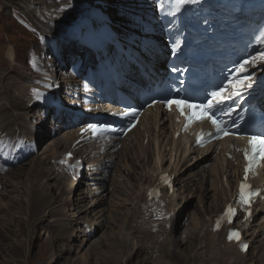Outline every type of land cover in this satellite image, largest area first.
Here are the masks:
<instances>
[{
  "label": "bare ground",
  "instance_id": "bare-ground-1",
  "mask_svg": "<svg viewBox=\"0 0 264 264\" xmlns=\"http://www.w3.org/2000/svg\"><path fill=\"white\" fill-rule=\"evenodd\" d=\"M102 1L58 0L57 9L51 15L44 13L46 0H25V11L32 13V22L42 27L34 26L38 33L44 31L47 36L51 34L58 40L68 39L70 35L76 37V32L87 28L90 20H94L92 13L95 9L100 14L96 18L99 23L97 30L108 28L110 35L103 42L106 45L105 52L86 50L79 45V40L70 47L59 44V69L47 71L51 65L47 60H34V66L20 64L9 53L8 65L0 70V147L8 150L0 156V170L7 167L6 172L0 174V186L20 188L22 195L17 209L25 212L20 219H13V228H17L19 233L13 230L16 238L13 239L12 249L0 247V264H23L19 256L23 254L26 240L22 243L20 236L35 232L39 227L52 234L55 228L61 227L66 234L67 228L73 224L84 226L75 230L80 231V234H70L65 244L56 243L63 237L51 239L52 246L50 244L49 247L41 242L37 263L25 257L24 264H44L48 258L52 264H58L64 253L78 255L81 247L91 238L90 230L101 228L105 223L101 206L106 198L109 196V204L118 199L116 191L105 190L102 185L115 158H118V168L115 165L113 173L119 178L124 172L128 183L137 187L134 199L130 197L134 201L128 226L125 227L131 250L128 249L129 254L127 252L128 256H124L121 264H263L264 162L250 170L246 177L243 145L240 142L228 149L227 143L200 145L192 132H181L182 125L174 116L156 107L144 112L136 127L124 137L96 133L90 127L97 124V119H117L120 115V108L111 105L115 101V97L110 95L112 85L134 94L138 86L146 87L152 80L165 76L168 57L167 50L164 51L166 44L161 38V25L156 19L153 0ZM112 9L114 13L121 12V16L114 18ZM49 28L52 31H48ZM140 33L145 35L144 39H140ZM42 45L38 43V48L29 49L32 59L42 50ZM127 57L138 68L133 67ZM108 59L112 60L118 75L105 68L103 62ZM68 60H71L72 69L61 68L68 65ZM263 66L264 63L258 60L253 71L258 74ZM59 88L65 93L60 103L69 109L58 114L52 111L44 114L43 107L33 100L34 93L37 90L53 92ZM78 113L80 116H77ZM47 114L50 116L45 120ZM63 116L67 120L63 121ZM44 122L48 124L44 125ZM75 123L83 124L67 129ZM44 127L48 132L42 130ZM22 131L27 134L21 136ZM38 132L43 133L42 139L54 133V139L46 143L40 159L41 167L37 173L45 172L47 175H43L45 177L40 179V183L38 181L37 186L43 189L39 191L34 184L37 181H30L32 184L23 187L18 186L22 180L13 183L7 180L11 175H15L17 180L20 178L19 173L10 171L17 161L16 157L13 158L12 149L17 146L13 143V135L21 140L26 139L36 148L33 137L27 135ZM74 142L77 143L72 148ZM48 148L53 150L45 153ZM81 168L84 169L86 187L76 193L79 185L76 176ZM21 169L20 165L16 167L17 172H21ZM49 179L62 185L47 183ZM207 182L208 186L205 184ZM242 184L250 186L246 188L255 191L256 198L250 201L246 210L237 209L231 223L227 220L220 222L225 209L233 204L234 193ZM53 188L56 189V196L51 193ZM156 190L158 196L148 205L147 196ZM184 191L187 193L183 195ZM194 197L198 207L195 217L198 220L202 217L196 238L187 240L185 231L176 237L171 231L167 234L166 226L173 225L180 206L179 200L188 201ZM65 205L73 206H69V209H74V212L66 215V218H55ZM211 226L218 229L213 230ZM231 231L240 233L239 241L228 240ZM71 240L75 244L68 246L66 243ZM100 241L101 236L90 240L85 250L89 257V250L101 244ZM242 244L247 245L246 250H242ZM188 249L193 254L186 259ZM7 252H11L12 259Z\"/></svg>",
  "mask_w": 264,
  "mask_h": 264
},
{
  "label": "rangeland",
  "instance_id": "rangeland-1",
  "mask_svg": "<svg viewBox=\"0 0 264 264\" xmlns=\"http://www.w3.org/2000/svg\"><path fill=\"white\" fill-rule=\"evenodd\" d=\"M46 1H47V3H46V6L44 7V13L45 14H50L51 12L53 13V11L55 9H57V3H59L58 0H46ZM106 1L107 0H104L102 2H106ZM26 8L27 7L25 6V0L24 1L23 0H12V1L11 0H0V70H3V68L6 65H8V63H9L8 62L9 61L8 60V54L9 53L11 55H13V57L16 59L15 61H19L20 64L34 66L35 65L34 60H41V61L47 60L49 63H51L50 67L47 68V71L48 70L50 71V70L55 69V68L59 69V65H58V63H59V60H58L59 48H58V45L64 44V45H67V47H70L76 41L75 37L70 35V37H67L68 39L58 40V39H55V37H53V35H51V34H49L47 36L44 31H42V33H38L37 32L38 30H36V28L34 27L36 25V23L32 22V21H34V19H32L33 15H32V13L25 11V10H27ZM123 8L124 7L121 8V12H122ZM112 10H113L112 15H114V18L117 19L121 16V12H115L114 13L115 10L114 9H112ZM52 13H51V15H52ZM38 28H42V27L39 26ZM48 31H52V28H49ZM139 37H140V39H144L145 35L143 33H140ZM49 38H52V40H56V43L50 44L52 40H49ZM161 38H162V36H161ZM38 43L43 44L42 50L36 54L35 59H32V57L29 55V49L32 47H35V46H37V48H38ZM52 50H53V52H52ZM51 53H52V55H51ZM66 57L68 58V56H66ZM127 58L131 62L133 67L138 68L136 66V64L131 60V58L130 59H129V57H127ZM106 61H107V63H109L111 65V68L113 67L112 69L115 71L112 60L108 59ZM161 65L164 66V63L161 62ZM62 67H63V69H69L71 67V60H68V68L61 66V68ZM105 68L109 72H111L108 67H105ZM70 69H72V68H70ZM115 73L116 74H114V73L113 74L118 75L116 71H115ZM49 116L50 115L47 114L45 117V120L46 119L48 120ZM77 116H80V115H77ZM65 120H67V118H66V116H63V121H65ZM43 124L46 125L48 123L44 122ZM79 125H81V124L75 123L74 125L67 127V129H69L71 127H76ZM42 130L47 131L46 127H44ZM26 134H27L26 131H22L20 135L25 136ZM42 135H43L42 132H38L32 136L27 135L29 138L33 137L32 140L34 139V143L36 142V145H37L36 148L32 147V145L28 141L26 142V139L21 140L15 134L13 135V143L17 144V146L13 147V149H12L13 150V158L16 157L17 161H16V163L13 164V168L10 171L11 172L13 171V174L19 173L18 175H20V178L17 180L15 175H11L9 178L10 180L7 179L9 182L13 183V181L22 180L21 184H18V183H16V184H18V186L24 185L23 187H25V185H27L29 183L32 184L35 181H37L36 183H34L37 190L38 191L43 190L42 187H38L37 184L39 185V183L41 181L40 179L45 177V176L43 177L44 174L45 175H47V174L45 172L42 174L41 173L38 174L37 172L41 167L40 164H41L42 160H40V159H41V156L43 155V151L45 150L46 143L48 141L54 139V137H52V136H54V133H52L51 135H49L48 137H46L44 139H42ZM51 149L52 148H48L45 151V153H49L51 151ZM211 160H212V158L208 159L207 165L210 163ZM117 161H118V158H115L113 160V163L111 164V167L109 168L110 173H108V175H107L105 181L102 183V185L105 188V190L109 189L110 192L116 191L118 199L113 200V203L109 204V202L107 200L109 196L106 198V200H105L106 204L104 203V205L101 206V208L104 209L103 212L105 215V223L101 228L95 227L96 228L95 230H93V229L90 230V232L92 234L90 240H93L94 238L98 239V237L101 236V241H100L101 244L98 243L97 245H95V247H93L89 250L90 256H91V257H89L88 252L85 253V250H86V248H88V245L90 242V240H88L87 243H85V245H83L81 247L78 255H76L75 253H72V254H70L68 252L64 253L63 257L60 259V261H58V264H73V263L74 264H102V262H103V264H111V263L112 264H121L124 261L125 257L128 256L127 252H128V249L131 248V245H130L131 243H129V240L125 235V233H126L125 229L128 226L127 224H128L129 216L132 212V209L130 211V208L132 207V204L134 201L133 195H135L134 192H135L137 187H136V185L132 186L130 183H128L129 180L127 177H124V172L121 173V174H123V176L121 175L119 178H118V176L115 175V173H113V172H115L114 169L118 168V165H116ZM18 165H20L22 168L21 172L16 171V167ZM115 165H116V168H114ZM46 166L50 167V165H48V164H46ZM4 171L5 170H2L1 172L3 173ZM28 175L30 176V178L28 177ZM84 175L85 174H84V169H83V170H81V173L79 172V177L78 178L76 177L77 181H79V183H77L79 185L75 190L76 193L78 191H80L81 189H83L84 187H86V185H85L86 177ZM30 181L31 182L33 181V182L31 183ZM38 181H39V183H38ZM47 183L58 184L59 182H55V180L49 179L47 181ZM205 184L207 186L209 185L208 182ZM61 185L62 184L59 183V186H61ZM127 187H129V188H127ZM19 190H20V188H15L13 186L0 188V192H2V194H0V247H2L4 249H12L13 239L16 238L15 236H13V230L17 231V228H15V227L13 228V219H20L22 216L25 215V212L23 209H21V210L17 209V203L20 200L21 195H22L20 193L21 190L20 191ZM52 192H53V195L56 196V189H54V188L51 189V193ZM185 192L187 193V191H184L183 195L186 194ZM125 194L127 197L125 196ZM108 195H109V193H108ZM118 195L120 198L118 197ZM124 197H126V198H124ZM130 197H132L133 199ZM122 201H123V203H122ZM179 203H180V206L178 207V212H177L176 217L174 219V223L172 226H169V225L166 226L167 227L166 233L168 234L171 231V234L176 237V236L180 235L183 231H185L184 237L187 240H191V239L194 240L196 238V235L198 234L197 232H199V229H200L201 224H202V217H200L199 220L197 219V217H195L197 215V212H198V209H197L198 207L196 205V198L194 197L188 201H181V202L179 200ZM69 206L70 205H67V206L65 205V207H62V209H59L60 210V212H59L60 216L59 215L55 216V218H66L68 216V214L72 213V211L74 212V209H69L70 207L73 208V206H70V207ZM101 208L98 207L97 209H101ZM63 209H65V211H63ZM198 216H202V215L199 214ZM55 218L53 217L52 219H55ZM49 219H51V218H49ZM194 219H196V221ZM79 227H80V229L84 228V226H82V224L71 225V227L67 228L66 234H64L62 232L61 227L55 228L53 234L51 232L50 233L47 232L44 228L39 227V228H37V231H35V232L28 233V235L20 236L22 243L24 240H26V242L24 241V243H25L24 246H26V247L23 248V254L21 256H19V259L23 262V264H24L26 258H31V261H35L37 263V261H38L37 254H38V252H40L41 245H42L41 242H43L45 246L49 247L51 244V241H53L51 239H54V237H60V238L63 237V239L61 241H58L56 243L59 245L65 244L66 239H68V237H70V234H77V233L80 234V231H75ZM59 230H60V232H59ZM17 233H19V232L17 231ZM82 234L83 233H81V235H80V239L83 238ZM64 236H65V238H64ZM72 243L75 244V242L72 240L70 243L67 242L66 244L68 246H70ZM51 246H52V244H51ZM181 248H183V250H185L184 246H181ZM130 250L131 249H129V251ZM187 251L188 252H187L186 259H188L189 256L193 254V251L190 252L189 249ZM7 253H8V257L12 259L13 256H12L11 252H7ZM128 254H129V252H128ZM116 258H117V260H116ZM262 262L264 264V258L262 259ZM44 264H52V263L49 262V258H48V260L46 262H44Z\"/></svg>",
  "mask_w": 264,
  "mask_h": 264
},
{
  "label": "snow or ice",
  "instance_id": "snow-or-ice-1",
  "mask_svg": "<svg viewBox=\"0 0 264 264\" xmlns=\"http://www.w3.org/2000/svg\"><path fill=\"white\" fill-rule=\"evenodd\" d=\"M198 0H171L172 7L174 12H179L185 5L197 3ZM257 43L264 44V31H261L259 35L256 37ZM178 48L179 45L177 44ZM175 51V49H174ZM264 63V53H260L259 56L250 57L248 59H244L243 62L239 63L235 68L232 69L236 75L232 76L227 84H222L218 87L217 90L211 91L208 93V98L205 102L194 103L190 102L187 98L181 99H169L166 101H162L169 107L173 104L176 105L178 109H180L181 114L184 115V109L193 110L189 114H187L186 118L189 123L193 121H200L203 119H207L211 122V124L215 128V134L219 136L221 133L224 135H228V131L223 121L217 118L216 113L219 112L222 115L231 116L234 112V109L230 106H227V101L233 100L235 97L241 96L245 91L252 88V80L253 77L249 72L250 68L256 66L257 61ZM174 71H178V69H173ZM155 103V102H154ZM151 106V105H150ZM125 115L135 116V110L131 112H126ZM235 123V122H234ZM188 125H186L187 127ZM95 128L96 126H90ZM208 135H212L209 133ZM203 139V135L198 137L197 143H201ZM248 143L251 147V154L248 151H245V159L247 160V165L245 167V175L250 170L253 169L254 166L257 165L258 159L264 158V131H260L258 133L252 134L248 136ZM250 186L241 185L240 189V201L243 204L250 203V196L255 195L254 192H249L246 194L245 188ZM235 214V209L229 207L225 216L221 219L227 218L228 222H232V216ZM217 227H219V221L217 222ZM233 239L239 241L240 233L238 231H231L228 235V240L232 241ZM242 250H246L247 245H241Z\"/></svg>",
  "mask_w": 264,
  "mask_h": 264
}]
</instances>
